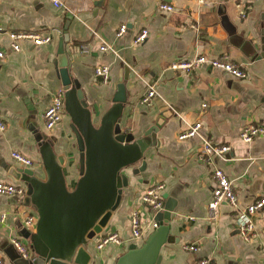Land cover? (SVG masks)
Listing matches in <instances>:
<instances>
[{
	"label": "crops",
	"instance_id": "0c3cea01",
	"mask_svg": "<svg viewBox=\"0 0 264 264\" xmlns=\"http://www.w3.org/2000/svg\"><path fill=\"white\" fill-rule=\"evenodd\" d=\"M160 1L174 10H159V0H63V8H54L49 0H0V47L6 49L0 60V121L6 126L0 132V181L26 188L21 172L27 168L11 158L13 151L30 158L33 166L28 169L41 176L34 134L42 133L53 141L54 152L66 157L63 172L68 188L75 185L78 152L69 117L64 113L52 130L45 128L42 117L56 91L63 89L57 66L62 40L69 75L81 85L94 122L111 106L122 79L126 102L120 127L135 138L154 127L159 144L145 152L144 171L124 172L128 186L105 229L89 243V264H116L125 253L133 243L129 217L135 210L144 220L151 217L140 195L156 182L164 183L163 198L174 207L172 239L161 248V264H195L201 259L208 264H264V208L255 218L256 236L247 243L238 234L232 207L220 205L215 216L207 207L214 187L213 167L231 181L240 208L264 198V136L248 144L238 136L243 125L264 126V57L257 59L255 33L263 22L264 0ZM240 11L245 14L242 18ZM121 24L127 32L116 39ZM141 29H147L148 38L135 45ZM11 31L49 34L52 39L41 46L23 41L21 50L13 52L7 50ZM102 46L108 50L100 51ZM224 53L241 67L245 78L206 66L189 73L170 68L196 55L215 58ZM97 66L109 67L107 83L95 77ZM150 89L154 96L147 106L141 99ZM196 121L201 123L197 135L178 140L179 133ZM204 142L228 146L229 151L209 166L197 159ZM139 166L140 162L135 167ZM23 212L34 213L27 194L0 196V213L7 215L0 223L3 264H12L17 256L11 238L29 244L21 235L32 233L23 225ZM110 232L117 233L123 245L97 250L95 243ZM188 245L197 251L185 250Z\"/></svg>",
	"mask_w": 264,
	"mask_h": 264
},
{
	"label": "water",
	"instance_id": "95a60500",
	"mask_svg": "<svg viewBox=\"0 0 264 264\" xmlns=\"http://www.w3.org/2000/svg\"><path fill=\"white\" fill-rule=\"evenodd\" d=\"M262 20L255 32L260 49L257 59L264 57V14ZM58 55L64 111L78 152L75 164L78 178L69 189L63 172L66 157L54 152L53 141L47 135L34 134L42 174L39 176L34 169L21 172L28 205L37 216L34 232H21L33 255L24 260L17 254L12 264H89L88 245L105 229L119 205L123 188L128 186L124 172L131 168L134 175L144 171L145 152L159 145L154 127L141 138L120 127L126 102L122 79L111 106L96 124L81 85L69 75L62 40ZM139 162L140 166L135 167ZM171 203L167 199L164 210L155 215L157 228L141 245L130 244L116 264H161V248L172 239L170 214L174 207Z\"/></svg>",
	"mask_w": 264,
	"mask_h": 264
},
{
	"label": "built area",
	"instance_id": "2783aa9c",
	"mask_svg": "<svg viewBox=\"0 0 264 264\" xmlns=\"http://www.w3.org/2000/svg\"><path fill=\"white\" fill-rule=\"evenodd\" d=\"M54 8H63V0H49ZM204 0H198V4H203ZM158 8L161 11L172 12L173 6L163 1L159 0ZM239 16L242 18L245 16L243 11L239 12ZM127 32V26L121 24L116 32L115 38L119 39ZM9 39L8 49L13 52H19L21 50V42L30 41L35 46L45 45L51 42L52 36L49 34H39L36 32H8ZM148 38L147 29H141L133 40V44L140 45L144 43ZM106 46L100 47V51H107ZM86 52V49H83ZM6 56V49L0 47V60L4 59ZM210 67L213 69H219L227 72L235 78L243 79L246 77V73L241 69L239 65L232 62V59L228 53H224L218 57L210 58L205 55H196L189 59L181 60L171 65V69L179 70L184 72H192L200 67ZM95 77L99 78L103 83H107L109 80V67L108 66H97L94 68ZM154 96V90L150 89L145 96L142 97L141 103L149 106L150 100ZM206 104L202 105L205 108ZM64 111V89H59L54 94L50 105L44 110L42 117L44 121L45 128L47 130H52L57 126L62 118ZM201 128V123L199 121L194 122L188 129L179 133L177 139L185 140L193 138L197 135L199 129ZM6 130L5 124L0 121V132ZM239 139L244 143H251L255 138L259 136H264V126L246 124L243 125L239 131ZM229 151L228 146H215L211 145L209 142H204L200 145V149L197 154V159L209 166H213V159L216 157H222L225 153ZM11 158L20 166L24 168H30L33 166V161L24 156L19 152H11ZM212 179L214 181V187L212 189V197L208 202V210L215 216L217 209L220 205L225 204L233 208V219L235 221L237 231L239 236L243 241L249 243L253 240L255 235V218L259 212L264 208V198H259L253 203L247 205L244 208H240L238 204L237 197L233 191L232 183L227 177V175L219 168L213 167L212 169ZM165 185L163 182H156L147 188L140 195V203L142 206L147 208L151 217L148 220H144L141 212L135 210L131 213L129 217L130 229H131V240L134 244L142 242L146 237L148 231L150 233L157 228V222L154 217L157 213L164 210V198L163 191ZM26 194V188L20 185H14L7 182L0 181V196L9 197H21ZM23 225L27 227L31 232H34L37 216L35 212H23ZM7 219L5 213H0V223L3 224ZM124 240L119 237L117 233L110 232L106 233L95 243L97 250H101L107 245H113L115 247L123 245ZM11 245L14 247L16 253L24 260H28L32 257L33 253L29 246L24 241L18 237H13L10 239ZM264 248V243H263ZM187 251L195 252L197 247L194 245L184 246ZM207 259H201L195 264H208ZM0 264H3V260L0 257Z\"/></svg>",
	"mask_w": 264,
	"mask_h": 264
},
{
	"label": "trees",
	"instance_id": "16d2710c",
	"mask_svg": "<svg viewBox=\"0 0 264 264\" xmlns=\"http://www.w3.org/2000/svg\"><path fill=\"white\" fill-rule=\"evenodd\" d=\"M142 243H140L139 245H141Z\"/></svg>",
	"mask_w": 264,
	"mask_h": 264
},
{
	"label": "rangeland",
	"instance_id": "374dc122",
	"mask_svg": "<svg viewBox=\"0 0 264 264\" xmlns=\"http://www.w3.org/2000/svg\"><path fill=\"white\" fill-rule=\"evenodd\" d=\"M65 115V114H64Z\"/></svg>",
	"mask_w": 264,
	"mask_h": 264
}]
</instances>
